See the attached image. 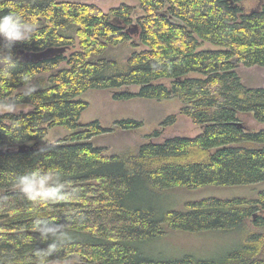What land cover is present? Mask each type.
<instances>
[{
  "label": "trees",
  "instance_id": "16d2710c",
  "mask_svg": "<svg viewBox=\"0 0 264 264\" xmlns=\"http://www.w3.org/2000/svg\"><path fill=\"white\" fill-rule=\"evenodd\" d=\"M138 1L105 13L63 0H0V15L16 11L33 35L10 50L0 39V106H31L0 114V264H38L53 239L41 241L35 231L42 219L64 225L71 237L48 264L74 256L85 264H264V189L191 200L183 209L155 205L160 193L177 188L264 182V87L247 86L237 71L240 64L264 67V1ZM205 42L221 48L200 49ZM125 47L130 53L118 57ZM9 51L16 63L7 73ZM90 89H115V100L175 97L201 131L155 140L162 134L156 129L136 148L107 154L94 139L115 128L81 123L89 102L80 96ZM174 121L170 115L161 124ZM143 125L115 122L122 130ZM57 127L68 134L39 144ZM33 170L53 173L67 198L29 201L15 178ZM171 231H237L239 241L219 258L145 255L144 244Z\"/></svg>",
  "mask_w": 264,
  "mask_h": 264
},
{
  "label": "rangeland",
  "instance_id": "374dc122",
  "mask_svg": "<svg viewBox=\"0 0 264 264\" xmlns=\"http://www.w3.org/2000/svg\"><path fill=\"white\" fill-rule=\"evenodd\" d=\"M88 5H95L100 10L108 13L111 9L120 6L122 3L133 7H139L138 0H63ZM264 0H251L250 5L255 7ZM252 7V8H253ZM136 17V16H135ZM212 43L205 42L200 49H220ZM130 48L125 47L115 51L118 57L125 58L130 53ZM237 71L243 81L249 87H264V67L244 66L240 64ZM35 82L32 86H36ZM31 86V87H32ZM29 89V85L26 87ZM137 91L136 87L130 88ZM115 89H90L80 97L89 102V107L81 115V123H88L99 120L105 127H114V131L95 137L94 143L106 149L107 154L122 153L136 148L145 142L154 130L162 131L160 138L163 139L173 135L195 136L201 131V126L181 113L182 103L177 98L166 100L134 98L130 100H115ZM13 111H8L6 106H0V114L6 112L28 111L31 106L28 104L14 105ZM170 115H175V121L168 125L161 124ZM125 118L142 120L144 125L136 130L116 129L115 122ZM164 125V126H163ZM252 128H261L262 125L253 122ZM68 131L57 127L50 129L46 137L39 141V144H49L63 138ZM153 139V140H154ZM264 189V182L235 187L208 186L201 189L189 190L177 188L165 191L157 196L155 205L159 210L183 209L185 203L191 200H198L208 196L232 198L236 196L250 197L259 190ZM239 233L237 231H208L203 233H186L171 231L164 237L148 242L143 245L142 250L147 256L174 259L181 258L190 253L204 258H219L226 251L237 245ZM78 256L65 261H58L54 264H81Z\"/></svg>",
  "mask_w": 264,
  "mask_h": 264
},
{
  "label": "clouds",
  "instance_id": "9594fccd",
  "mask_svg": "<svg viewBox=\"0 0 264 264\" xmlns=\"http://www.w3.org/2000/svg\"><path fill=\"white\" fill-rule=\"evenodd\" d=\"M32 29L28 23L16 11H8L0 15V39L5 42V46L10 50L17 42L30 41L32 38ZM4 67L2 71L10 73L15 66L16 61L13 59L11 52L3 55ZM25 86L30 85V79L22 78ZM35 91L32 86L26 95H31ZM8 111L14 110V104H8ZM58 178L54 180L53 173L33 170L19 175L15 178V184L24 196L32 202L48 203L66 199L64 193V184L57 183ZM35 231L40 234L41 241H48L52 237V242L44 250H40L37 257L38 264H48L50 257H53L62 246L67 244L71 237L64 230V225L48 220H38L35 224Z\"/></svg>",
  "mask_w": 264,
  "mask_h": 264
},
{
  "label": "water",
  "instance_id": "95a60500",
  "mask_svg": "<svg viewBox=\"0 0 264 264\" xmlns=\"http://www.w3.org/2000/svg\"><path fill=\"white\" fill-rule=\"evenodd\" d=\"M113 22H116L118 24L120 23V21L117 20L116 18L113 19ZM137 28H138L137 24H134V28H130L129 30L132 31V32H136ZM22 54H23V58L24 59L29 60V59L32 58V57H30V53H25V52L22 51ZM239 124L241 125V123H239ZM22 148L23 147H20V149H22ZM81 264H85V263H81ZM92 264H98V263H92Z\"/></svg>",
  "mask_w": 264,
  "mask_h": 264
}]
</instances>
